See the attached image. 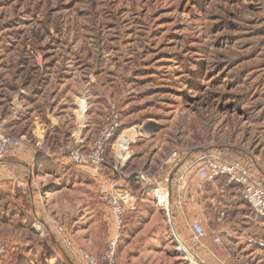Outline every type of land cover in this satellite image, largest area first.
<instances>
[{
    "label": "rangeland",
    "instance_id": "rangeland-1",
    "mask_svg": "<svg viewBox=\"0 0 264 264\" xmlns=\"http://www.w3.org/2000/svg\"><path fill=\"white\" fill-rule=\"evenodd\" d=\"M113 113L122 134L139 133L136 167L155 152L158 160L202 150L248 170L235 158L247 160L262 182L264 0H0L1 130L31 138L36 117L59 115L63 134L48 136L55 149L85 123L100 131ZM11 118L14 132L3 124ZM117 141L108 143L105 165L114 164ZM36 169L35 206L23 165L18 180L0 172L12 176L0 181V264H84L80 249L98 256L117 226L97 184L84 178L46 202L42 191L59 181L49 165ZM139 202L138 213L124 215L116 263L198 264L179 249L167 215L169 241L146 238L152 227L142 218L157 201L150 191Z\"/></svg>",
    "mask_w": 264,
    "mask_h": 264
},
{
    "label": "crops",
    "instance_id": "crops-1",
    "mask_svg": "<svg viewBox=\"0 0 264 264\" xmlns=\"http://www.w3.org/2000/svg\"><path fill=\"white\" fill-rule=\"evenodd\" d=\"M47 116L44 122L37 119V117L33 120L36 125L33 129V137H28V139L25 134L20 135L25 139V146L15 149L10 154L8 165L0 164V172L2 169H7L14 173L15 180H18L19 172L17 168L24 166V169L28 171L27 185L30 194L33 191L35 192L34 195L28 196V202L31 206L36 205V197L40 199L39 190L34 189L39 184L33 180V174L34 171H37L36 167L41 163L49 165V173L57 176L59 181L53 187L54 189H45L46 192L42 191L43 199L46 202L52 199H57L56 202H59L64 195L63 190L70 188L76 182L83 181L84 178L87 179L86 182H95L99 193L103 197L100 188L111 189L113 179L116 176L111 168L112 161L98 171L90 165L75 166L67 157L56 154L60 146L72 145L73 141L78 139L81 134L84 135L85 139L84 147L88 148L97 136L99 129L94 132V128L88 129V125L85 123L83 129H75L71 133L68 144H65L64 138H61L60 141H57L60 145L58 144L55 149H52L49 145L51 141L48 140V136L54 134L56 128L60 131L56 132L58 136L63 134L62 122L64 118L54 114H48ZM3 124L10 130L17 128L18 122L13 124L11 118V120H4ZM10 131L14 132L15 130ZM130 131L131 129L128 131L125 129V132L130 135L129 150L132 156L123 162L122 170L125 173L145 171L158 180H162V182L167 181L166 183L170 188V212L172 216L169 223L175 229L180 246L184 245L188 248L198 264H264V248L248 241L250 238L264 237V218L252 210L248 202L237 192L235 184H227L226 176H221L217 182H210L198 176L194 164L207 153L202 150L195 153L173 150L165 157L156 160L155 156L158 152H155L151 154V158L148 157L147 161L143 162V165L136 167L134 166L136 156L133 154L134 151L131 147L139 137V133L133 135L129 134ZM228 155L233 159L235 157L233 154ZM235 159H238L240 164L248 167V171L254 177L257 179L262 177L263 174L255 172L253 166L247 160ZM249 167L254 173L251 172ZM4 174L0 175V181L12 178V176L5 177ZM128 180L127 178L120 179L118 183L127 186L132 191ZM182 180L185 181L183 188L180 185ZM262 182H264V179ZM138 202L139 200L134 194L135 207L136 203H140ZM135 207H129L128 210H132L131 212L137 211L138 213V209ZM149 210L150 214L142 218L145 227H152L146 238H161L164 239L163 242L169 241L170 231L165 209L159 204H154V208L152 207ZM31 212L33 213V210ZM194 222L201 223L207 232L206 237L200 241L196 240L192 231V223ZM216 236L221 237V242L216 241Z\"/></svg>",
    "mask_w": 264,
    "mask_h": 264
},
{
    "label": "built area",
    "instance_id": "built-area-1",
    "mask_svg": "<svg viewBox=\"0 0 264 264\" xmlns=\"http://www.w3.org/2000/svg\"><path fill=\"white\" fill-rule=\"evenodd\" d=\"M123 129V123L118 115L113 113L105 119L98 135L88 149H84L85 139L78 138L74 140L75 142L72 145H63L56 151L57 155L67 157L76 166L90 165L100 171L106 163L108 143L118 140L115 161L111 166L116 176L113 179L111 189L101 187V193L110 208L112 220L117 226L116 234L107 240L103 251L98 256L82 249L78 250L77 253L82 257L84 264H117L116 254L119 238L122 235L121 227L124 224V215L128 207H135L134 196L127 186L119 185L120 179H129L135 176L143 192L152 191L157 204L165 209L169 222L172 218L170 212V188L168 183H166L167 181L162 182V180L160 181L155 176L144 171L125 173L122 170L123 162L130 157L129 148L127 151H120L119 145L123 137L128 135L126 132L122 134ZM24 143L23 137L8 135L0 128V160H3L12 149L23 147ZM194 167L197 168L198 176L201 179L210 182H217L221 176H226L227 184H235L237 192L248 202L252 210L264 218V183L256 180L246 168L241 167L231 159L217 154L203 155L195 162ZM180 185L183 188L185 181L182 180ZM56 227L60 233H65V228L62 225L56 224ZM171 229L178 240L175 229L173 227ZM192 231L198 241L207 235L205 228L199 222L192 223ZM216 241L221 242V237L216 236ZM248 241L264 248L263 237L250 238Z\"/></svg>",
    "mask_w": 264,
    "mask_h": 264
},
{
    "label": "trees",
    "instance_id": "trees-1",
    "mask_svg": "<svg viewBox=\"0 0 264 264\" xmlns=\"http://www.w3.org/2000/svg\"><path fill=\"white\" fill-rule=\"evenodd\" d=\"M128 183H129L130 189H132L133 193L137 196L139 201L142 199V196H143L144 193H148V192H143L139 188V184H138L137 178L135 176L129 178Z\"/></svg>",
    "mask_w": 264,
    "mask_h": 264
},
{
    "label": "bare ground",
    "instance_id": "bare-ground-1",
    "mask_svg": "<svg viewBox=\"0 0 264 264\" xmlns=\"http://www.w3.org/2000/svg\"><path fill=\"white\" fill-rule=\"evenodd\" d=\"M128 138L125 140V142H123L124 141V137H123V139H122V141H121V143H120V151L121 152H124V150L125 149H121V147H125L126 146V144L128 143ZM122 145V146H121ZM127 151V150H126ZM180 250L181 251H183L182 253H184L193 263H196V261H195V259H194V257L192 256V254H191V252L188 250V248H186L184 245H181L180 247Z\"/></svg>",
    "mask_w": 264,
    "mask_h": 264
}]
</instances>
